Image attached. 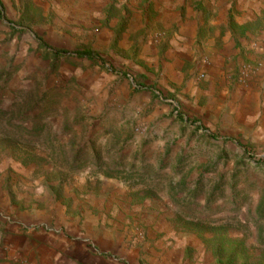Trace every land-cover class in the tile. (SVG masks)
<instances>
[{
    "label": "rangeland",
    "instance_id": "1",
    "mask_svg": "<svg viewBox=\"0 0 264 264\" xmlns=\"http://www.w3.org/2000/svg\"><path fill=\"white\" fill-rule=\"evenodd\" d=\"M57 237L264 264V0H0V263Z\"/></svg>",
    "mask_w": 264,
    "mask_h": 264
},
{
    "label": "crops",
    "instance_id": "2",
    "mask_svg": "<svg viewBox=\"0 0 264 264\" xmlns=\"http://www.w3.org/2000/svg\"><path fill=\"white\" fill-rule=\"evenodd\" d=\"M49 240V239H48ZM69 239L51 238L53 246L48 249L51 252L46 264H124L120 261L109 259L103 252L95 248L86 247L85 244H73ZM46 255L42 256V259ZM1 264V263H0Z\"/></svg>",
    "mask_w": 264,
    "mask_h": 264
},
{
    "label": "trees",
    "instance_id": "3",
    "mask_svg": "<svg viewBox=\"0 0 264 264\" xmlns=\"http://www.w3.org/2000/svg\"><path fill=\"white\" fill-rule=\"evenodd\" d=\"M78 56L80 57H88V58H93V54L91 52H79L78 53ZM37 124L34 123V130L37 129ZM79 158L78 157H75L74 161L72 162L70 168L71 170H76L77 168H79L80 166L77 165V163H79Z\"/></svg>",
    "mask_w": 264,
    "mask_h": 264
}]
</instances>
